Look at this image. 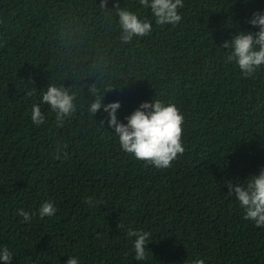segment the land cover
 Instances as JSON below:
<instances>
[{
  "label": "trees",
  "instance_id": "1",
  "mask_svg": "<svg viewBox=\"0 0 264 264\" xmlns=\"http://www.w3.org/2000/svg\"><path fill=\"white\" fill-rule=\"evenodd\" d=\"M183 3L179 24L157 25L139 0H0V249L13 264H264V226L225 183L264 169V66L245 77L220 46L258 30L264 0ZM117 7L152 20L151 34L123 43ZM50 84L74 96L62 127L42 103L46 123L31 120ZM97 97L119 101L124 123L142 102L176 104L184 154L157 169L126 153L103 107L89 113ZM45 201L57 211L41 219ZM128 227L151 233L144 261Z\"/></svg>",
  "mask_w": 264,
  "mask_h": 264
},
{
  "label": "clouds",
  "instance_id": "2",
  "mask_svg": "<svg viewBox=\"0 0 264 264\" xmlns=\"http://www.w3.org/2000/svg\"><path fill=\"white\" fill-rule=\"evenodd\" d=\"M247 2V0H246ZM145 9H150L157 25H177L182 16L178 9L184 7L183 0H139ZM107 0H101V7H105ZM118 4V0H117ZM119 25L122 29L120 39L128 44L135 37H145L151 34L153 24L150 19H141L135 12L127 8L117 7ZM249 23L257 28L256 32L238 31L231 39L224 40L220 46L226 49L225 62H234L245 77L252 78L261 66H264V12L256 11ZM29 96L34 91L28 92ZM50 106L55 113L56 124L63 126L66 117L72 116L76 110L74 96L65 88L50 84L42 90V99L33 103L31 120L36 126L46 123L45 114L40 104ZM108 113L109 125L115 129L113 132L118 137L119 145L123 151L133 155L137 160L146 161L157 169L170 168L178 155H183L185 147L182 142L184 116L174 103H165L159 99L151 102L145 101L126 116L127 123L120 121L117 110L121 107L119 101L103 104V97H97L89 106L90 114L95 115L98 110ZM66 146H57V156ZM228 193L235 194L239 206L243 209V218L252 220L256 227L264 226V169L258 175H250L246 182H229ZM92 206L94 201L88 197L84 201ZM57 209L50 201L41 204L38 214L41 219L55 215ZM24 222H30L35 213H29L23 208L16 213ZM119 227V225H118ZM126 235L130 238L135 252V260L144 261L147 258V241L151 238L149 231L128 227ZM13 253L5 247L0 249V260L5 264H13ZM65 264H78V258L69 256ZM191 264H205L200 258L191 260Z\"/></svg>",
  "mask_w": 264,
  "mask_h": 264
}]
</instances>
